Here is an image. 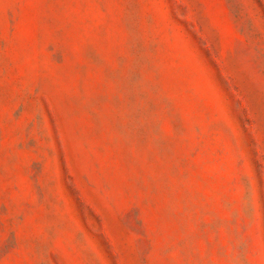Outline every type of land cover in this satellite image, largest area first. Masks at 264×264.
I'll list each match as a JSON object with an SVG mask.
<instances>
[{
    "label": "rangeland",
    "instance_id": "374dc122",
    "mask_svg": "<svg viewBox=\"0 0 264 264\" xmlns=\"http://www.w3.org/2000/svg\"><path fill=\"white\" fill-rule=\"evenodd\" d=\"M0 264H264V0H0Z\"/></svg>",
    "mask_w": 264,
    "mask_h": 264
}]
</instances>
